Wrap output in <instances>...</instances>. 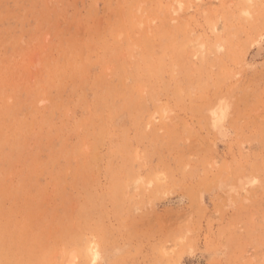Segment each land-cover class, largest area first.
Wrapping results in <instances>:
<instances>
[{
    "label": "rangeland",
    "instance_id": "374dc122",
    "mask_svg": "<svg viewBox=\"0 0 264 264\" xmlns=\"http://www.w3.org/2000/svg\"><path fill=\"white\" fill-rule=\"evenodd\" d=\"M90 249L264 264V0H0V264Z\"/></svg>",
    "mask_w": 264,
    "mask_h": 264
},
{
    "label": "bare ground",
    "instance_id": "6f19581e",
    "mask_svg": "<svg viewBox=\"0 0 264 264\" xmlns=\"http://www.w3.org/2000/svg\"><path fill=\"white\" fill-rule=\"evenodd\" d=\"M221 111V110H220ZM220 111H219V109H217V110H214V115H219L220 114ZM216 121V120H215ZM218 124V123H217ZM93 249V248H92ZM97 249V248H96ZM94 250V249H93ZM90 253H91V264H94V262L95 261H97L98 260V258H99V253L98 252H96V251H91V249H90ZM73 256V255H72ZM75 256H73V258L70 260V261H72V262H74V260H75Z\"/></svg>",
    "mask_w": 264,
    "mask_h": 264
}]
</instances>
